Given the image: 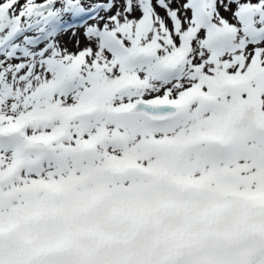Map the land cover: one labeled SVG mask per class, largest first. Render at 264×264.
<instances>
[{
	"label": "snow or ice",
	"instance_id": "6c2138e0",
	"mask_svg": "<svg viewBox=\"0 0 264 264\" xmlns=\"http://www.w3.org/2000/svg\"><path fill=\"white\" fill-rule=\"evenodd\" d=\"M0 264H264V0H0Z\"/></svg>",
	"mask_w": 264,
	"mask_h": 264
}]
</instances>
